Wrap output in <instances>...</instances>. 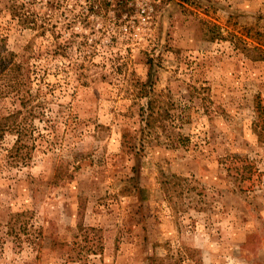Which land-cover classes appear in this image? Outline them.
I'll return each instance as SVG.
<instances>
[{"label": "rangeland", "instance_id": "rangeland-1", "mask_svg": "<svg viewBox=\"0 0 264 264\" xmlns=\"http://www.w3.org/2000/svg\"><path fill=\"white\" fill-rule=\"evenodd\" d=\"M9 66L0 264H264V0H0Z\"/></svg>", "mask_w": 264, "mask_h": 264}, {"label": "trees", "instance_id": "trees-1", "mask_svg": "<svg viewBox=\"0 0 264 264\" xmlns=\"http://www.w3.org/2000/svg\"><path fill=\"white\" fill-rule=\"evenodd\" d=\"M5 68L9 73H13L9 84L16 87L20 101L18 108L5 116H0V138L7 133L14 135L11 146L6 150V157L10 164L20 165L26 163L30 158V149L33 146L31 139H33L32 132L34 130L32 123L34 117L42 114V101L35 98L29 80L19 82L20 79L14 78L16 72L14 68L12 66ZM34 99L37 103H33Z\"/></svg>", "mask_w": 264, "mask_h": 264}]
</instances>
